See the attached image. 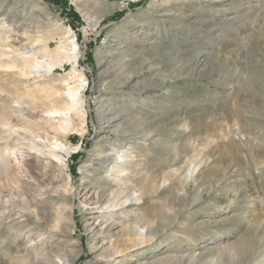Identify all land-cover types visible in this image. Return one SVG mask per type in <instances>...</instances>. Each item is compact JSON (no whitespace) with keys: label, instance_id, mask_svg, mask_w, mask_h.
<instances>
[{"label":"rangeland","instance_id":"obj_1","mask_svg":"<svg viewBox=\"0 0 264 264\" xmlns=\"http://www.w3.org/2000/svg\"><path fill=\"white\" fill-rule=\"evenodd\" d=\"M92 1L78 9L72 0H0V151L9 152L2 161L15 170L20 186L0 169V201L14 202L18 189L29 192L37 183L49 193L55 184L69 183L71 232L55 230L46 243L79 251L75 264H139L150 256L140 255L141 248L166 239L174 251L179 244L183 251L187 244L192 248L195 242L165 225L201 191L189 221L201 222L198 236L206 242L192 249L240 240L234 262L264 264V15L251 30L248 8L264 6V0H108L114 10L94 30L87 17L101 1ZM67 35L77 42L75 71L66 60L51 71L31 66L33 58L44 57L45 45L53 54L70 41ZM21 57L29 60L25 67ZM76 73L86 79L80 133L73 130L82 120L77 108L42 111L51 102L64 105L67 88L78 83L71 80ZM149 85L155 98L140 93ZM25 118L40 121V136L15 121ZM106 118L111 121L103 124ZM96 183L128 197L124 205L135 210L108 219L117 209L93 205ZM85 204L93 213L87 218ZM118 217L127 220L123 227L141 219L138 234L122 233L119 222L105 229ZM145 221H155L159 233L146 234ZM133 239L138 247H131ZM165 245L155 253L163 255Z\"/></svg>","mask_w":264,"mask_h":264},{"label":"bare ground","instance_id":"obj_2","mask_svg":"<svg viewBox=\"0 0 264 264\" xmlns=\"http://www.w3.org/2000/svg\"><path fill=\"white\" fill-rule=\"evenodd\" d=\"M88 1L89 0H84L81 2V1L72 0V2L75 4V6L78 9H81L79 7L80 3L81 4H88ZM96 1H98V0H96ZM100 1H101V7H99V9L92 8L91 14H89L90 16L87 17V25H88V27H90L93 30H94V28L97 27V25H99V21L101 18H103L106 15H109L114 10V7L112 6V4H110L108 2V0H100ZM262 3H264V2H262ZM94 4H97V3H94ZM88 8H91L90 5H88ZM248 8H249V12L253 11V13H254V15L252 16L253 19L251 18L252 20L250 21V26H251V30H252L255 27L257 28L258 19L264 15V6L263 5L261 6L260 4L257 3V5H254V6L248 5ZM248 8H247V10H248ZM221 10H224V9L219 8L218 12H221ZM235 14H238V13L236 12ZM6 16L8 18V15H6ZM261 28H263V27H261ZM69 31H70V29L67 30L66 33L69 34ZM141 34L145 38H147L149 35L147 31H143ZM66 37H67V39L70 38V41H67L65 43V45L62 47L58 46L59 48L57 47V49L54 51L53 54H50L51 52L50 53L47 52V50H46L47 47L45 48L46 45L43 48L41 47L42 52L44 53V55H43L44 57H41V59H42L41 61L34 60V58H33L31 60L32 61L31 64H33V65H31V66L39 65V67L42 66L47 71H51L55 65L61 64L64 60H66V61L72 63L73 71H75L76 70V64H77V55H78L77 51H76V50H78L77 49V42H76V39L73 35H71V36L67 35ZM37 40L35 41V43L39 41V40L38 41ZM123 57H124V55H122V60H123ZM28 61L29 60L27 58L21 57V59L19 60V62H20L19 65L21 64L22 67L23 66L25 67V64ZM10 65H11V67H16L17 63L12 60ZM33 69H35V68H33ZM73 73H75V72H73ZM193 73H194V71H193ZM73 78L78 83L72 87L67 88V99L68 100H66V102H64V105L61 106V105H59V103L57 104L55 102H51L48 105H43L42 111H43V113L47 112V113H51V114L61 113L63 111V114L64 113L66 114V111L72 112V111H74V109L77 108L78 109L77 111L81 115L82 120L80 122V127L76 128V129L74 128L73 130H76L77 132L80 133V132H83L85 125H86L85 124L86 112H85L84 105H83V95H82V88L84 87V81L86 79L84 78L82 73L81 74L76 73L74 75V77L71 78V80ZM130 78L131 77H128V79H130ZM155 82L156 81H154L152 79L149 82L148 81L145 82V85L146 84H153ZM150 88H151L150 85L145 86V89H142L140 91V93L151 94L152 98H155L157 96V93L153 88L152 89H150ZM147 98H149V96H145V98H143L141 100V102H140L141 107H145V105L147 104V102L145 100H147ZM135 99L136 98H130L129 101H133V103H134ZM31 101L32 100L30 99V102ZM12 102H15V101H12ZM19 102L21 105L26 103L23 100H22V102L21 101H19ZM11 109L13 110V107ZM77 111H75V113H77ZM104 112L102 110H100L98 115H97L98 119L100 121L103 120V118H104V115H103ZM79 114H78V116H80ZM30 118H25L22 120L16 119L15 121L23 129H25V130L28 129L33 134H35L36 135L35 137L40 136L39 132L42 130L41 126L39 125L40 121H38L37 119L32 120L33 118L32 119H30ZM132 118H133V116H132ZM128 120H130V119H128ZM110 121H111V118H108L106 120V122L103 124H107ZM3 122L7 123V120L4 119ZM9 122H11V120ZM100 124L102 125V123H100ZM55 129H57V128H55ZM63 130L67 131V129H65V128ZM113 132L114 133H120L121 131L117 132V130H115ZM148 136H150V135H148ZM106 137H108V135ZM106 137H104V139ZM62 138L63 139L65 138L64 134L62 135ZM54 145L55 146H61V143H59V142L57 143V141H55ZM97 146H95V147H97L98 150L103 149V147L100 146V144ZM98 150H97V152H99ZM6 153L9 154V152H7V151H6ZM6 153L4 150L0 151V161L3 160V157ZM114 156H115V154H114ZM13 159L15 161L17 159V157L14 156ZM114 159H116V157ZM58 162L60 163L59 160H58ZM61 163L64 165V168H66L65 167L66 166V158H64L61 161ZM2 164L0 162V169L3 172V174L5 175V177L8 180L9 179L12 180V183H14L17 186V188H19L20 186L18 185V182L16 181V176L14 173L15 170L8 165L6 166V163L4 161H2ZM85 172H87V171H85ZM83 180H84V177H82L81 181H83ZM68 184L69 183L55 184V186L52 188L53 190L52 191L50 190L52 193H49V192L45 191L39 183H37L35 188L31 189V191H29V192L28 191L26 192L25 190L22 191V189H18L15 196L13 195L14 196L13 198L16 199V201H14V202H12L11 200H6L4 202L0 201V253H1V255H3V258H5L6 264H75V260L79 255V251L74 250V252H69V250L66 249L67 245L64 246L63 248H61V246H58L59 244L52 245V244L46 243V241H45V239H50L55 235V230H60L61 232H66V233L71 232L70 228L72 226V220H71V217L69 215H67V213L68 212L72 213L73 206H72L71 198L68 195V194H71L70 193L71 188H70V186H68ZM81 185H83V184H81ZM95 186L99 189V191H98V197L92 202L93 205L98 206L99 208H103V206H104L105 209H108L110 207L117 209L116 211H112V212L109 211L108 212V215H109L108 219L113 218L114 216L112 217V215L116 216L118 214L132 213V211L135 210V209H131L133 207H130V206L127 207L124 205L126 202H128V200H129L128 197H126V196L120 197V195H115V194L109 192V189L107 187L103 188L100 183H96ZM200 192L198 191L197 195H195L194 198L192 197L191 203L188 205V207H184L181 210L179 209L178 211L175 212V214L173 213L174 215L172 217L168 218V220L166 222L167 224L165 225L167 228L169 226H171L170 230L173 229L176 232H178L179 234H182L184 237L188 238V240L190 239L189 241H192L193 243L195 242V244L192 246V248L199 243L206 242V240L204 238H201L200 236H198V234H199L198 229L201 225V222L192 225V221L191 220L189 221V216L192 217L196 213L195 212L196 210H193V208H194L193 206L199 205V200L201 199V195H202ZM106 195H108L107 196L108 198H106ZM85 206H86V204L83 205L84 208L82 207V209H81V210L85 211L84 213H82L83 217L87 218L88 216H92V214H93L91 212L92 209L85 208ZM106 206H108V207H106ZM189 207H191V211H190ZM187 208H189V209H187ZM139 214H140V212H139ZM100 218H103V217H100ZM183 219L185 220L184 221L185 222L184 227L179 228V229L176 228L174 224L176 222L183 221ZM107 220L105 222H107ZM112 220L113 221H111L110 223L104 225L106 227L105 229L110 230V229H112V227L114 226L115 223L119 222V224H121L122 233L126 232L131 237L136 236L138 234V230L142 227V226H140L141 219H139L138 222H134V223H132L126 227H123V224L127 220L126 221L123 220L122 217H118V219L115 218ZM142 220H147V219L142 218ZM146 222H147L146 226L144 225L145 233L148 235H152V236L157 235V233H159V229H158L159 226L157 224H155V221L154 222L145 221V223ZM102 229L103 228H101L98 232L99 233L102 232ZM165 237H169L168 234H165ZM161 238L162 237H159L158 239H161ZM240 239H242V238H240ZM166 240H163L161 243L158 242L155 246V247L159 248V247H162V244H164V243L166 244L164 248H167V250L163 255L156 254L154 251L155 247H152V246H146L143 249L141 248L139 250L140 255L144 256L145 251L146 252L148 251V254L150 256L148 258H144L142 261H140L141 263L139 262V264H241V263H235L234 262L236 256L239 254V252L242 250V247H243V242H241L240 240L238 242L237 241H235L233 243L230 242V244L218 245L216 247L211 246L210 248L208 247V249H205V247H203L201 249H198V250H200L198 253H196V249H192V248L190 249L189 248L190 246H188L189 244H187L186 250H184V251L182 250L183 248L181 247L180 244L176 247L177 251H174ZM181 241H185V240L182 239V240H180L179 243H181ZM133 242L134 243L131 245V247H133V248L138 247L140 245V243L136 242V239H133ZM206 247H207V245H206ZM149 251H151V252H149ZM173 252H174V254H173ZM1 258H2V256H1ZM246 264H252V261L248 260ZM257 264H261V263H257Z\"/></svg>","mask_w":264,"mask_h":264}]
</instances>
